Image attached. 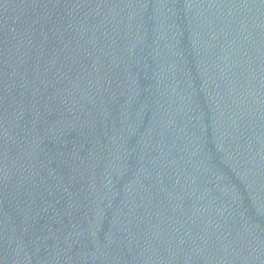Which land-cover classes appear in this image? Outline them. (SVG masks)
<instances>
[{"label": "water", "instance_id": "1", "mask_svg": "<svg viewBox=\"0 0 264 264\" xmlns=\"http://www.w3.org/2000/svg\"><path fill=\"white\" fill-rule=\"evenodd\" d=\"M0 264H264V0H0Z\"/></svg>", "mask_w": 264, "mask_h": 264}]
</instances>
